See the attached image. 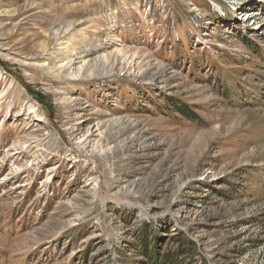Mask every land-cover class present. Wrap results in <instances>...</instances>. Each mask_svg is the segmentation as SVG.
<instances>
[{
	"label": "rangeland",
	"instance_id": "rangeland-1",
	"mask_svg": "<svg viewBox=\"0 0 264 264\" xmlns=\"http://www.w3.org/2000/svg\"><path fill=\"white\" fill-rule=\"evenodd\" d=\"M0 24V264H264V0H0ZM69 24L84 73L26 60Z\"/></svg>",
	"mask_w": 264,
	"mask_h": 264
},
{
	"label": "bare ground",
	"instance_id": "bare-ground-1",
	"mask_svg": "<svg viewBox=\"0 0 264 264\" xmlns=\"http://www.w3.org/2000/svg\"><path fill=\"white\" fill-rule=\"evenodd\" d=\"M29 7H26L24 10H22L23 12L22 15H27V13L30 11L28 10ZM6 12V11H5ZM7 13V12H6ZM5 13V14H6ZM30 13V12H29ZM19 14V13H18ZM246 14L251 15L252 17H255L257 14H259L256 10H252L251 12L248 10L246 12ZM17 22V26H18ZM70 25V24H69ZM64 27V26H63ZM63 27L58 28L56 31L52 32V35L47 39H44L43 42V52H36V53H32L31 55H28L29 58H27L26 60L30 59V60H35V62L41 63V60L44 59V57H46L45 59H49L50 61H54L56 58H58L59 56H56L55 54H48L46 56L41 55V54H47L51 49L55 48L58 46L59 50H62L63 52L61 53V55H65V59H68L66 66L68 68V70L73 71L72 73H70L69 75H79L81 73H84L85 70L88 68V60L85 57L82 59V63L81 61L77 64V66L74 67V59H72L73 55L72 53L74 52L75 48L72 46L70 40H66V38L63 37H59L60 33H66V31H68V29H70L72 27V25L68 26L66 29H64ZM2 29V25L0 24V30ZM0 33H2L0 31ZM57 63V62H56Z\"/></svg>",
	"mask_w": 264,
	"mask_h": 264
},
{
	"label": "trees",
	"instance_id": "trees-1",
	"mask_svg": "<svg viewBox=\"0 0 264 264\" xmlns=\"http://www.w3.org/2000/svg\"><path fill=\"white\" fill-rule=\"evenodd\" d=\"M186 108H188V106H182L181 111L186 112L187 110ZM153 238L156 239V236H154ZM144 247H145L144 255L148 257L149 264H184L185 263L183 257H181L184 254L182 250L179 251L178 249L176 252L169 251L163 253L161 252V248L159 244L157 245V247L150 248L147 246V244Z\"/></svg>",
	"mask_w": 264,
	"mask_h": 264
}]
</instances>
